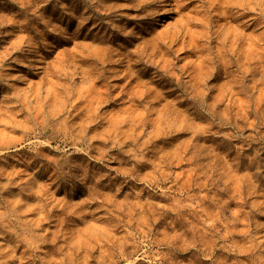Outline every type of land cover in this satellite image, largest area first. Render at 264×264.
Here are the masks:
<instances>
[{"label": "rangeland", "instance_id": "rangeland-1", "mask_svg": "<svg viewBox=\"0 0 264 264\" xmlns=\"http://www.w3.org/2000/svg\"><path fill=\"white\" fill-rule=\"evenodd\" d=\"M1 49L0 264H264V0H0Z\"/></svg>", "mask_w": 264, "mask_h": 264}, {"label": "bare ground", "instance_id": "bare-ground-1", "mask_svg": "<svg viewBox=\"0 0 264 264\" xmlns=\"http://www.w3.org/2000/svg\"><path fill=\"white\" fill-rule=\"evenodd\" d=\"M91 4H94V3H91ZM97 14L98 15H100V16H102V17H105L106 15H107V13H105V12H102L101 10H99V11H97ZM110 15V14H109ZM3 20H4V18H2ZM2 20V21H3ZM1 21V22H2ZM104 24V23H103ZM17 47V46H16ZM13 47H11V49H12ZM21 48V47H20ZM15 50V49H14ZM0 51H2V49L0 50ZM18 51V50H17ZM6 52V51H5ZM12 54V53H11ZM6 55V54H5ZM7 55H8V53H7ZM10 55V54H9ZM6 57V56H5ZM11 57V56H10ZM4 59V58H3ZM6 61V60H5ZM1 189V188H0ZM27 204V203H26ZM21 209V208H20Z\"/></svg>", "mask_w": 264, "mask_h": 264}]
</instances>
